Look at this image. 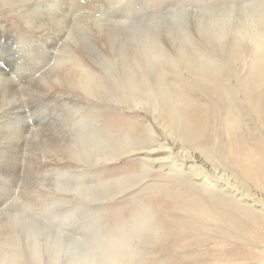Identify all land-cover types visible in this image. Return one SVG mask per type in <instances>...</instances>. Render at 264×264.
I'll list each match as a JSON object with an SVG mask.
<instances>
[{"label":"rangeland","instance_id":"1","mask_svg":"<svg viewBox=\"0 0 264 264\" xmlns=\"http://www.w3.org/2000/svg\"><path fill=\"white\" fill-rule=\"evenodd\" d=\"M215 10L229 18L216 40ZM258 13L264 0H0V71L10 75H0V232L16 227L21 242L0 248V264H33L27 250L46 253L54 238L59 264H264V33L254 23L259 34L233 31ZM145 31L176 41L153 60L135 43ZM182 47L219 65L217 79ZM177 96L194 123H183ZM13 104L23 139L9 131L11 110L3 118ZM185 125L195 142L182 139ZM149 134L146 170L143 150L95 161L101 139L135 149ZM159 144L179 154L176 165L186 150L199 168L174 171ZM122 242V259L97 253Z\"/></svg>","mask_w":264,"mask_h":264},{"label":"bare ground","instance_id":"2","mask_svg":"<svg viewBox=\"0 0 264 264\" xmlns=\"http://www.w3.org/2000/svg\"><path fill=\"white\" fill-rule=\"evenodd\" d=\"M227 4V3H224V5ZM228 5V4H227ZM249 6V5H248ZM221 8V7H220ZM177 10V9H176ZM245 11V10H244ZM251 11V10H250ZM249 11V12H250ZM218 12V10H217ZM215 10V12H213L209 17L207 18H212L210 19L211 21L213 22H216V26L217 25L219 26L217 29H215V31H213V35H211L213 38L216 39H220L223 35V33H220V31L222 32V26H223V30L226 29V31H229V25H228V19L226 17V15H228V13L226 14H221V15H218ZM227 12V11H225ZM231 14V13H230ZM262 18L259 19V18H256L255 20H249L248 22H243V24L241 26H239V28H234L233 27V31L237 34H239L240 36L242 37H246V36H250L251 35V32L254 31L257 32L258 31V28L256 27H253L251 24L254 23V25L258 26V25H261V29L259 31V33H264V13H258ZM224 15V16H223ZM253 15V14H252ZM249 16V15H248ZM252 19V18H251ZM248 20V19H247ZM205 23V22H204ZM209 23V22H208ZM231 23V22H230ZM211 26V25H210ZM183 31V30H182ZM146 34H137L138 36V39L137 41L135 42L136 44H138V47L141 46V49L142 53H146L148 52V54H150L149 52H151V56L150 58L151 59H155L157 57V55L159 54H163L164 52L163 51H156V53L154 52V50H156L157 48L159 49H164L165 45H168V39L170 38L168 36V34L170 35L171 33H168L166 34L165 36H157L156 34H151V33H147L145 31ZM186 31H184L182 34L179 35V44H183L184 46V41L187 40L189 41V38H187V35L185 34ZM258 33V32H257ZM255 33V34H257ZM258 33V34H259ZM253 37V36H252ZM55 38V36H54ZM56 39V38H55ZM167 39V40H166ZM172 39V37L170 38V40ZM176 38H173L171 43H173V41H176L175 40ZM166 40V42H165ZM183 40V41H182ZM165 44H164V43ZM183 42V43H182ZM3 43V42H2ZM187 43V42H186ZM190 44V43H189ZM186 45V44H185ZM192 45V44H191ZM188 46V45H186ZM233 47V46H232ZM151 48V49H149ZM184 49V47H182ZM187 48V47H186ZM18 49V48H17ZM137 49V48H136ZM185 50V49H184ZM186 50H189L187 51L186 53H184V55L187 57L188 55H191L190 53V48L186 49ZM185 50V51H186ZM139 51V50H138ZM137 51V52H138ZM193 51V50H192ZM190 52V53H189ZM5 53V52H4ZM196 52H193L192 53V61H194L195 64L198 65V69L197 71L202 74V75H205V76H208V77H212L214 79H217V77L214 75L215 72L217 69H219V65L217 66V64H214L212 59H203L202 57L198 56L197 53L195 54ZM139 54V53H138ZM195 54V55H194ZM181 55V54H180ZM183 55V54H182ZM181 55V57H182ZM189 56V57H191ZM184 57V58H186ZM149 58V57H148ZM1 60V59H0ZM78 60V58L75 59V61ZM152 60V61H153ZM149 61V60H148ZM15 62V61H14ZM13 62V63H14ZM17 62V61H16ZM19 62V61H18ZM151 62V61H150ZM154 62V61H153ZM203 62H207V64H203ZM20 64V63H19ZM79 65V63H77ZM194 64V65H195ZM193 65V64H192ZM194 65H193V68H194ZM19 67V66H18ZM22 67V66H21ZM20 68V67H19ZM24 68V66H23ZM79 68L81 69L79 71V75H78V80L80 81L81 85L84 87V88H88L89 90H91V80H90V77L87 75L86 73V70L84 69L83 65H80ZM15 69V68H14ZM11 70V69H10ZM13 70V69H12ZM11 70V71H12ZM17 70V69H16ZM24 70V69H23ZM14 71V70H13ZM27 71V70H26ZM0 75L3 76V77H10L9 74H7L5 71H0ZM17 75V74H16ZM21 76V75H20ZM17 77V76H16ZM19 81V80H18ZM145 88V87H144ZM151 95V94H149ZM180 100L179 102V111L180 113L182 114V121L184 124H187V123H194L195 121V118H196V114L197 112H190V111H186V100L184 99V97H181V96H177ZM21 106H19L18 104H13L11 107L8 108L7 111H5V113H3L4 115V119H6V117L8 116V111L11 110L10 112V115H11V119H12V123L15 124V126H13L11 129H9V131H11V134L13 133L15 139L17 140V138H22V136H24L23 134L26 132V129L27 128H24L21 126V118H23V111H20ZM153 111H156L155 108L152 109ZM21 113V114H20ZM203 113H204V110H203ZM202 113V114H203ZM202 114L200 115V117L202 118ZM199 120V119H198ZM124 121H122L121 118H117V119H114L112 121V123H114L116 125V127L121 130V129H129V130H134L133 126L132 125H127V124H124L123 123ZM29 128V127H28ZM233 134L236 133V131H234L233 129H230ZM182 132V139L184 141H187V140H190V142H195V136L197 134V131L194 130L190 125H185L183 126V130L181 131ZM237 134V133H236ZM12 136V135H11ZM126 136H123V138H125ZM180 138V136H179ZM23 139V138H22ZM102 142H101V147H103L102 150H100L99 152L96 153L95 155V161L96 162H101V161H109V160H112L116 157H118L119 155H123L127 152H130L131 155L126 157V158H132V155L138 153V151L140 150H143V157L145 159H140L141 160V164H143L142 168L144 167L145 169V166H148V164H150V160H148L149 158V155L151 153H153L155 151L154 149V144L156 143V141H154V138L151 134H149V137H148V140L145 142V144H141L139 145L138 147L139 148H135L133 149V145H138L140 144V142L138 141H135L134 142L132 141L130 144H129V147L127 149H125V141L128 140V139H125V140H122V143L121 144H117L116 141H113V137H109V139H107L106 141V144L104 145V139H101ZM20 141V140H19ZM22 141V140H21ZM111 142V144L109 143ZM116 143V144H115ZM116 145V146H114ZM18 146V145H16ZM21 146V145H20ZM98 146H92V149L94 150L95 148H97ZM164 149L163 151L167 153V158L171 161L170 163L173 164V170L174 171H177V172H182L183 170V167H184V164H188V169H190L192 166H194L195 168H199L198 165H196L197 163L194 162V159H193V156H189L187 155L188 151L184 150V151H181L180 154H181V158L178 159V161H180V164L179 165H176V159H177V156L179 155L178 153H173V150H172V147H165L163 144H159V146L156 147V149ZM12 149H16L15 146L14 148ZM92 149H87L85 152L86 153H89ZM191 154V153H190ZM19 155V154H18ZM15 159H17L16 155L13 157ZM195 158V157H194ZM129 159V160H130ZM20 160V159H19ZM15 161V160H14ZM14 164V162H13ZM151 165V164H150ZM2 168V167H1ZM146 170V169H145ZM17 178V177H16ZM130 178V177H129ZM3 179V178H2ZM6 179V178H5ZM131 179V178H130ZM122 184V186L125 188V183L128 182L127 180H120ZM207 187L208 188H213V186L217 187L219 186L217 184V182H213L209 179L204 180ZM2 184V183H1ZM11 192V190H10ZM10 192L8 194H10ZM17 193V192H16ZM12 196V194H11ZM246 198H249V196H245ZM6 198L3 197L1 200H0V204L4 201V199ZM14 201V200H13ZM3 216V215H2ZM1 217V216H0ZM39 217V216H38ZM5 218V217H4ZM42 219V218H41ZM44 225H45V222H44ZM51 225V224H50ZM34 228V227H33ZM44 228V227H43ZM42 228V229H43ZM51 228H53L51 226ZM17 231L20 232L19 229H17L16 227H13L11 230H6V233H3V232H0V248L4 247L5 245H7L8 247H10L11 244H14V245H19L21 242L19 241V233L17 234ZM36 231V230H35ZM53 231V230H52ZM54 232V231H53ZM58 232V230H57ZM48 234V233H47ZM50 234V233H49ZM9 237V240L6 242V237ZM66 235V234H65ZM71 237H74L72 236L71 234H69ZM69 236V237H70ZM31 237V236H30ZM51 237V236H50ZM66 237V236H65ZM70 237V238H71ZM38 238V236H37ZM48 238V237H47ZM58 239V238H57ZM56 238L53 239V243L52 245L50 246H47L45 247V250H47L46 253H44L43 249L42 251L40 252V249L42 248V245H34L32 246L31 248H29L27 250V255H29L31 257V259H33L31 262H33L35 260V263L33 262V264H43V255H45L46 257L50 256V263L48 262V264H59L60 261H61V258H59L58 256V253L60 252V248L59 245V241L57 240ZM62 239V238H61ZM121 239V238H120ZM21 240V239H20ZM48 240V239H47ZM73 240V239H72ZM22 241V240H21ZM32 241V240H31ZM30 241V242H31ZM64 241V240H62ZM78 241V240H77ZM35 242V241H34ZM44 242V241H43ZM66 242V241H65ZM76 242V241H75ZM74 242V243H75ZM50 243V241H49ZM31 245L34 244V243H30ZM30 244L28 246H30ZM72 244V243H71ZM124 242L121 243V245L119 247H114V246H111L110 248L109 247H103V246H100V247H97L99 249V251H97V253H99L101 255L102 258H104L105 260H109V262L113 261V260H119V259H122L124 258L127 253H128V250L125 248L124 246ZM27 246V247H28ZM73 246V245H72ZM96 247V246H95ZM63 250V249H62ZM26 252V251H25ZM30 257L28 259H30ZM71 261L69 264H72V261L73 259L69 258ZM72 259V260H71ZM90 263L94 264V263H98V264H101L103 263V261H95V260H91ZM81 264H86V260L83 259L81 261ZM112 264V263H110Z\"/></svg>","mask_w":264,"mask_h":264}]
</instances>
